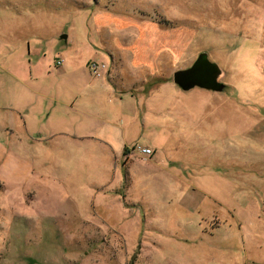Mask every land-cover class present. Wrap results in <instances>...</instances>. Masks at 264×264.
Wrapping results in <instances>:
<instances>
[{"label":"rangeland","instance_id":"374dc122","mask_svg":"<svg viewBox=\"0 0 264 264\" xmlns=\"http://www.w3.org/2000/svg\"><path fill=\"white\" fill-rule=\"evenodd\" d=\"M0 264H264V0H0Z\"/></svg>","mask_w":264,"mask_h":264},{"label":"water","instance_id":"95a60500","mask_svg":"<svg viewBox=\"0 0 264 264\" xmlns=\"http://www.w3.org/2000/svg\"><path fill=\"white\" fill-rule=\"evenodd\" d=\"M62 39L66 40L67 36ZM222 70L219 65L211 61L207 53H201L194 64L185 70L174 74V83L183 91L201 88L214 92H223L226 85L220 81Z\"/></svg>","mask_w":264,"mask_h":264},{"label":"built area","instance_id":"2783aa9c","mask_svg":"<svg viewBox=\"0 0 264 264\" xmlns=\"http://www.w3.org/2000/svg\"><path fill=\"white\" fill-rule=\"evenodd\" d=\"M63 62H64L63 59L58 60L57 66H62ZM88 68L94 77L100 78V77H102L103 72H105V70H106V64H99L97 62L90 61L88 63ZM138 149L142 154H145L148 156L152 155V153H153L152 150H150L148 148H138Z\"/></svg>","mask_w":264,"mask_h":264}]
</instances>
